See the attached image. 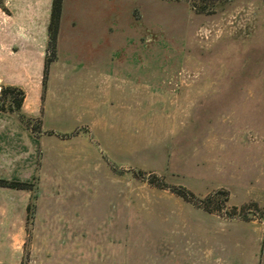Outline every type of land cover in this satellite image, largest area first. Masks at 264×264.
Segmentation results:
<instances>
[{
  "label": "rangeland",
  "instance_id": "obj_1",
  "mask_svg": "<svg viewBox=\"0 0 264 264\" xmlns=\"http://www.w3.org/2000/svg\"><path fill=\"white\" fill-rule=\"evenodd\" d=\"M51 7L0 0V178L34 185L0 264H264V0H63L43 90Z\"/></svg>",
  "mask_w": 264,
  "mask_h": 264
},
{
  "label": "trees",
  "instance_id": "obj_2",
  "mask_svg": "<svg viewBox=\"0 0 264 264\" xmlns=\"http://www.w3.org/2000/svg\"><path fill=\"white\" fill-rule=\"evenodd\" d=\"M62 7H63V0H52L51 14H50V20H49V25H48V30H47V35H48V44L46 48L47 55L44 61V69H43V77H42L43 90L46 87V80L48 77L49 66L57 57V43H58ZM0 90H1L0 108L3 109L5 104L8 102V106H9L8 109L10 111H17L19 114L21 112L22 105L26 97L23 89L17 86L9 85V86H1ZM19 117L22 120H24V115L19 114ZM150 182L154 183V180H151ZM33 186H34L33 183H30V182H23V181H18V180L0 178V188L32 191ZM159 187L171 188L166 184H160ZM171 190L177 193L179 196L183 197L186 201H190V202L193 201L192 199L188 197L187 193H185L183 190L176 191L172 188ZM208 199L209 198L205 200L208 201ZM226 201L227 199L225 198L224 202ZM28 209L30 211L29 207ZM207 210H209L208 207H207Z\"/></svg>",
  "mask_w": 264,
  "mask_h": 264
},
{
  "label": "crops",
  "instance_id": "obj_3",
  "mask_svg": "<svg viewBox=\"0 0 264 264\" xmlns=\"http://www.w3.org/2000/svg\"><path fill=\"white\" fill-rule=\"evenodd\" d=\"M10 38H11V42H12V45H11V51L12 52H16V51L18 53H21V52L24 53L25 52V54H26V52L29 51L28 54H30V53L32 54L33 52H31V51L35 50L36 46L33 45V41H30V40H32V38L30 39L29 37L23 35L22 33H18V35H17L11 30ZM37 57H38V55H37ZM41 69H42L41 71H42V77H43V69H44L43 60L41 62ZM39 90H40V87L38 85L36 87V92L39 93ZM25 101H26V98H25ZM32 106H33L32 108L39 107V102L37 100H35L33 102ZM73 228H75V227H73ZM113 244L103 243L101 248H104V249H107V250L108 249H118V247H117L118 245L115 246ZM85 259H87V258H85ZM221 262H223V261H221L219 256H217L215 259L214 258L212 259L211 264H221ZM222 264H224V262ZM227 264H263V261L262 260H250V259L249 260H239V261L229 260Z\"/></svg>",
  "mask_w": 264,
  "mask_h": 264
}]
</instances>
